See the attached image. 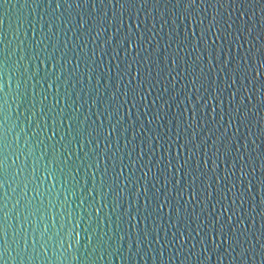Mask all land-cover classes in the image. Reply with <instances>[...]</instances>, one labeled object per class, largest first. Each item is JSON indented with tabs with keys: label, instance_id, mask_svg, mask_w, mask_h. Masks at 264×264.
<instances>
[{
	"label": "water",
	"instance_id": "water-1",
	"mask_svg": "<svg viewBox=\"0 0 264 264\" xmlns=\"http://www.w3.org/2000/svg\"><path fill=\"white\" fill-rule=\"evenodd\" d=\"M189 4L0 0V264H264V0Z\"/></svg>",
	"mask_w": 264,
	"mask_h": 264
},
{
	"label": "snow or ice",
	"instance_id": "snow-or-ice-1",
	"mask_svg": "<svg viewBox=\"0 0 264 264\" xmlns=\"http://www.w3.org/2000/svg\"><path fill=\"white\" fill-rule=\"evenodd\" d=\"M195 4H196V0H190V4H189L190 7L194 6ZM177 6H179V0H177ZM215 23H217V21H216V19L214 17L212 22H211V24H215ZM211 24L209 25V27H211ZM201 32H202V36H201V38H202L203 37V33H204V29L203 28L201 29ZM261 67H264V62H261Z\"/></svg>",
	"mask_w": 264,
	"mask_h": 264
}]
</instances>
